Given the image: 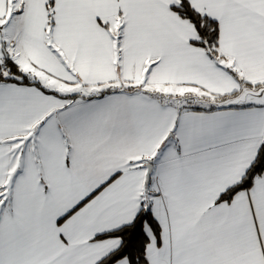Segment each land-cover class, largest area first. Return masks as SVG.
Here are the masks:
<instances>
[{
  "label": "snow or ice",
  "instance_id": "obj_1",
  "mask_svg": "<svg viewBox=\"0 0 264 264\" xmlns=\"http://www.w3.org/2000/svg\"><path fill=\"white\" fill-rule=\"evenodd\" d=\"M0 264H264V0H0Z\"/></svg>",
  "mask_w": 264,
  "mask_h": 264
}]
</instances>
